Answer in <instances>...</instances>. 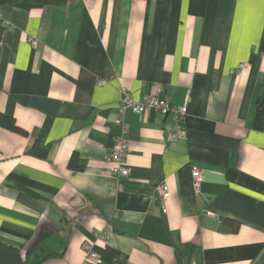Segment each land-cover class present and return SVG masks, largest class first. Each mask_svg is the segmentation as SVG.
<instances>
[{"label": "crops", "instance_id": "obj_1", "mask_svg": "<svg viewBox=\"0 0 264 264\" xmlns=\"http://www.w3.org/2000/svg\"><path fill=\"white\" fill-rule=\"evenodd\" d=\"M158 86L183 121L121 113ZM0 112L27 131L0 125V242L36 244L32 262L95 264L89 241L98 264H264V0L0 6ZM121 134L130 174L115 177Z\"/></svg>", "mask_w": 264, "mask_h": 264}, {"label": "built area", "instance_id": "obj_2", "mask_svg": "<svg viewBox=\"0 0 264 264\" xmlns=\"http://www.w3.org/2000/svg\"><path fill=\"white\" fill-rule=\"evenodd\" d=\"M89 2L91 0H84ZM33 45L37 44V40H31ZM249 65L246 63H242L239 65V69L244 70ZM102 83V82H101ZM163 93V87H156L150 94L146 95L143 99L139 101H135L130 94L125 93L120 110L121 113H124L128 109L132 111L142 114L147 110L156 109L162 115H168L172 113L176 119V121H183L185 118L188 108L187 105L178 106L173 104L166 98H162L161 94ZM127 131V128L124 129V132ZM177 135L179 137H186L185 129L181 127H177ZM127 140L125 139V135L121 134L115 139V146L113 152L110 156L112 162V174L115 177H126L130 174V168L126 162V154H127ZM205 181V176L200 168L197 166H193L192 168V186L195 194H200L202 192L203 183ZM157 193L159 197L160 203L164 206V210L166 211L165 202L167 201L170 191L169 187L165 182L160 183L157 186ZM100 239H105L106 235H99ZM83 249L86 253V258L92 263L98 264L101 262L100 257L97 252L94 251L93 245L89 241H85L83 243Z\"/></svg>", "mask_w": 264, "mask_h": 264}, {"label": "trees", "instance_id": "obj_3", "mask_svg": "<svg viewBox=\"0 0 264 264\" xmlns=\"http://www.w3.org/2000/svg\"><path fill=\"white\" fill-rule=\"evenodd\" d=\"M73 0H0V6H15L24 9H32V8H41L48 6H57L64 5ZM0 125L20 133L22 135H27V131L20 128L16 120L13 116H9L5 113L0 112ZM30 153L33 155H37L40 157H47L49 153V143L44 144L41 140H37L31 150ZM69 168L73 171H83L85 170L87 163L84 158H81V155L78 152H74L69 160ZM225 224L232 223L234 229L236 230L239 226L238 223H235L231 219H223ZM43 235V234H42ZM36 244L31 245V250L24 252L19 248L8 245L6 243L0 242V264H40L42 259H39L37 263L32 262L31 254L32 251L36 248Z\"/></svg>", "mask_w": 264, "mask_h": 264}]
</instances>
